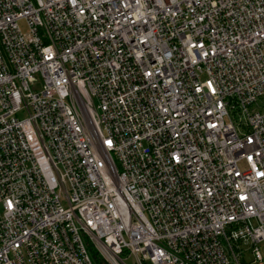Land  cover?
Instances as JSON below:
<instances>
[{
  "label": "built area",
  "instance_id": "built-area-1",
  "mask_svg": "<svg viewBox=\"0 0 264 264\" xmlns=\"http://www.w3.org/2000/svg\"><path fill=\"white\" fill-rule=\"evenodd\" d=\"M262 243L264 0H0V264Z\"/></svg>",
  "mask_w": 264,
  "mask_h": 264
},
{
  "label": "rangeland",
  "instance_id": "rangeland-1",
  "mask_svg": "<svg viewBox=\"0 0 264 264\" xmlns=\"http://www.w3.org/2000/svg\"><path fill=\"white\" fill-rule=\"evenodd\" d=\"M20 29L23 31V33L27 34V27H26V25H25L24 22H21L20 23ZM37 80H39V85L37 86V88L39 90H41V88H42V82L40 80V76H38ZM19 118H23V117L22 116H19ZM259 249H260L261 255H262L263 259H264V243L259 244ZM122 258L125 259L126 258V255L122 256ZM247 260H250V257L249 256L247 257ZM126 261H127V264H134V260L133 259H130V260L128 259Z\"/></svg>",
  "mask_w": 264,
  "mask_h": 264
},
{
  "label": "trees",
  "instance_id": "trees-1",
  "mask_svg": "<svg viewBox=\"0 0 264 264\" xmlns=\"http://www.w3.org/2000/svg\"><path fill=\"white\" fill-rule=\"evenodd\" d=\"M87 248L93 264H107L91 244H87Z\"/></svg>",
  "mask_w": 264,
  "mask_h": 264
}]
</instances>
